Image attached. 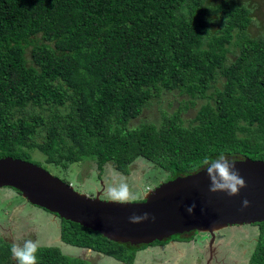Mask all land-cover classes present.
Listing matches in <instances>:
<instances>
[{
  "label": "trees",
  "instance_id": "trees-1",
  "mask_svg": "<svg viewBox=\"0 0 264 264\" xmlns=\"http://www.w3.org/2000/svg\"><path fill=\"white\" fill-rule=\"evenodd\" d=\"M250 24L235 0H0V157L37 149L46 164H84L79 179L138 157L168 178L220 153L264 160V36ZM155 98L170 100L147 117ZM60 220L61 240L123 264L147 245ZM256 224L249 264H264ZM12 245L0 235V264H17ZM37 256L95 264L54 245Z\"/></svg>",
  "mask_w": 264,
  "mask_h": 264
},
{
  "label": "water",
  "instance_id": "water-1",
  "mask_svg": "<svg viewBox=\"0 0 264 264\" xmlns=\"http://www.w3.org/2000/svg\"><path fill=\"white\" fill-rule=\"evenodd\" d=\"M234 160L246 187L238 195L209 191L206 166L170 177L135 201L103 200L90 196L41 165L12 156L0 157V189L10 187L30 204L99 232L109 240L148 244L189 231H214L233 224L264 222V160ZM248 206H243V200ZM195 204L192 212L190 205ZM134 222L132 217H143ZM211 245V244H210Z\"/></svg>",
  "mask_w": 264,
  "mask_h": 264
},
{
  "label": "rangeland",
  "instance_id": "rangeland-1",
  "mask_svg": "<svg viewBox=\"0 0 264 264\" xmlns=\"http://www.w3.org/2000/svg\"><path fill=\"white\" fill-rule=\"evenodd\" d=\"M248 6L251 11L252 24L250 29L253 34L264 36V0H235ZM170 98V97H169ZM170 100V99H169ZM168 99L155 98L148 109L144 111L147 117H156L158 110L168 104ZM190 114V113H189ZM31 161L38 163L52 174L71 182L73 188L90 196L98 194L100 199L115 200L111 196V190L119 189L126 185L129 196L125 200L135 201L143 198L147 186L153 188L160 182L168 179L167 174L156 168L150 161L138 157L130 165L127 173H122L108 162L103 168L101 175L95 165L86 169V175L82 179L77 174L85 169L84 164L73 162L62 169L53 164L44 163V155L37 149L29 150ZM59 217L48 210L32 205L17 194L12 188L0 189V235L5 236L14 243H22L24 240L33 239L40 245L58 246L62 253L85 258L95 264H122L111 256L94 251L85 247L70 245L60 240ZM237 226V225H236ZM258 225L250 226L244 224L236 228H222L217 232V238L223 240L225 256L230 255L231 264H246L250 251L257 240ZM203 233V232H200ZM206 236L198 234L191 242H181L164 245H154L149 249L136 252L133 264H190L194 256L198 255L200 247L205 250ZM241 249L242 253H230ZM246 248V255L243 256L242 248ZM184 254V255H183ZM193 258V259H192ZM192 259V261H189Z\"/></svg>",
  "mask_w": 264,
  "mask_h": 264
},
{
  "label": "clouds",
  "instance_id": "clouds-1",
  "mask_svg": "<svg viewBox=\"0 0 264 264\" xmlns=\"http://www.w3.org/2000/svg\"><path fill=\"white\" fill-rule=\"evenodd\" d=\"M206 166L204 169L210 179L209 191L226 192L229 196L238 195L241 188L246 187L245 180L240 176L239 169L236 168L234 160H230L224 153H220L215 159L205 158L203 161ZM67 182V181H66ZM70 185L71 182H67ZM145 189L144 194L151 190ZM143 194V195H144ZM111 196L115 200H125L129 196L126 185H121L117 189L111 190ZM243 206L247 207L249 201L243 200ZM195 204L188 207V211L192 212ZM147 213L143 217H132L134 222L141 218L146 219ZM39 242L33 239L24 240L22 243H13L11 247L12 256L17 261V264H38L37 253L39 251Z\"/></svg>",
  "mask_w": 264,
  "mask_h": 264
},
{
  "label": "flooded vegetation",
  "instance_id": "flooded-vegetation-1",
  "mask_svg": "<svg viewBox=\"0 0 264 264\" xmlns=\"http://www.w3.org/2000/svg\"><path fill=\"white\" fill-rule=\"evenodd\" d=\"M150 188H151L150 186H147L145 189H150ZM12 190H15V189L12 188ZM16 193L18 194V191H16ZM50 213H52V212H50ZM52 214L55 215L54 213H52ZM55 216H57V215H55ZM57 217H59V216H57ZM59 219H61V218H59ZM59 221L61 222V220H59ZM256 223H258V222L250 223L248 225H250V226H254L255 225L256 226L257 225ZM243 225L244 224H241V225L233 224V225H228L225 228H228V227L229 228H236V227H240V226H243ZM218 231L219 230L214 231V237H213L212 243H211L212 236H211V234L208 231H202L203 233H200L198 231H194V232L189 231V232H184V233H177V234H181L183 236V238H181V239L173 238L172 236L177 235V234H174V235H171V236L163 239V240H166L165 243L158 244V245H164V244H167V243L168 244L181 243V242H187L188 243V242H191L192 240H194L197 237L198 234H204L206 236L205 237L206 238L205 250H202V248L200 247V250L198 251V255L194 256V260L192 261L193 258L189 259V261H192V263H190V264H231V261H230V258H229L230 255L225 256V252H224L225 249L224 248H227V247L223 246V240L224 239L219 240L217 238V232ZM259 231H260V229L257 231V233H256L257 235L259 234ZM184 236H188L190 238L187 239ZM257 239H258V236H257ZM60 240H61V238H60ZM61 241H63V240H61ZM11 242H13V241H11ZM148 244H150V243H148ZM148 244L143 249H149L150 250V247L154 246V245H148ZM229 248H230V250H229L230 253H242L241 249H239L238 251H234L232 247H229ZM143 249H141V250H143ZM252 249H253V247H252ZM242 250H243V256H245L246 255V252H245L246 248L244 247V248H242ZM250 253H251V251H250ZM249 256H250V254H249ZM249 256H247V255L245 256V258H247L246 264H249ZM73 257H75V256H73ZM81 259H85V258L81 257Z\"/></svg>",
  "mask_w": 264,
  "mask_h": 264
}]
</instances>
